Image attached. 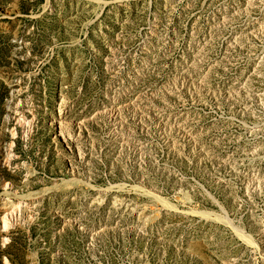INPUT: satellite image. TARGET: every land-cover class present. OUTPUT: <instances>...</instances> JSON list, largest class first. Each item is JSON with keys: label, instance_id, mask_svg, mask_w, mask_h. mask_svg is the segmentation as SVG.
Masks as SVG:
<instances>
[{"label": "rangeland", "instance_id": "1", "mask_svg": "<svg viewBox=\"0 0 264 264\" xmlns=\"http://www.w3.org/2000/svg\"><path fill=\"white\" fill-rule=\"evenodd\" d=\"M262 232L264 0H0V264H264Z\"/></svg>", "mask_w": 264, "mask_h": 264}, {"label": "bare ground", "instance_id": "2", "mask_svg": "<svg viewBox=\"0 0 264 264\" xmlns=\"http://www.w3.org/2000/svg\"><path fill=\"white\" fill-rule=\"evenodd\" d=\"M15 94L11 95V97L7 100V108H6V115H5V118L3 120V125L5 127H9V125L11 124V122L13 120H15V116L13 115V111L15 110V107H16V103L13 102V98H14ZM22 115V114H21ZM10 147L8 146H5L4 147V162L7 163L9 162L10 158H11V155L12 153L10 152ZM12 160V159H11ZM8 192V191H7ZM263 235H264V232H262ZM252 238V237H251ZM264 240V238H263ZM250 242L253 243V245H255L257 247V243L255 240L252 239V241L250 240ZM264 242V241H263ZM258 251V250H257ZM261 252H263L264 250L263 249H260ZM262 257V256H261ZM263 260H264V256L262 257Z\"/></svg>", "mask_w": 264, "mask_h": 264}]
</instances>
